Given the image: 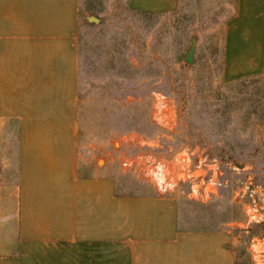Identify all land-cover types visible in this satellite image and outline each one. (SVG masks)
<instances>
[{"label":"rangeland","instance_id":"1","mask_svg":"<svg viewBox=\"0 0 264 264\" xmlns=\"http://www.w3.org/2000/svg\"><path fill=\"white\" fill-rule=\"evenodd\" d=\"M235 10L236 0H178L164 12L137 10L128 0H80L78 165L81 174L111 175L123 194L146 195L159 191L124 169L122 155L173 160L192 151L195 164L200 156L215 161L225 183L218 196L204 204L188 198L187 185L169 195L178 198L183 227L226 231L228 245L252 264V240L264 241V74L222 77L224 28ZM157 93L174 105L171 124L152 118ZM9 145V160L0 168V264H82L86 237L18 236L16 137ZM253 198L263 218L249 223L246 209ZM235 212L241 218L232 220ZM56 226L75 229L77 221ZM105 233L100 264H109ZM122 244L111 245L118 253Z\"/></svg>","mask_w":264,"mask_h":264},{"label":"crops","instance_id":"2","mask_svg":"<svg viewBox=\"0 0 264 264\" xmlns=\"http://www.w3.org/2000/svg\"><path fill=\"white\" fill-rule=\"evenodd\" d=\"M128 2L146 12L178 4ZM79 26L80 0H0V168L16 137L18 236L86 237L82 264H100L102 230L109 264H236L226 231L181 225L177 196L123 194L111 175L80 173ZM263 74L264 0H236L224 28L222 77ZM70 219L75 229L56 226Z\"/></svg>","mask_w":264,"mask_h":264},{"label":"built area","instance_id":"3","mask_svg":"<svg viewBox=\"0 0 264 264\" xmlns=\"http://www.w3.org/2000/svg\"><path fill=\"white\" fill-rule=\"evenodd\" d=\"M153 120L158 124H171L175 120V108L167 95L157 93L154 98ZM173 105V106H172ZM195 152H183L173 160L155 157L149 153L122 155L121 166L148 179L161 194H167L187 185L190 198L198 201H208L218 196L225 183L215 161L207 157L198 158L195 164ZM261 205L253 198L247 204L248 222H260L263 218ZM252 264H264V241L253 239L251 243Z\"/></svg>","mask_w":264,"mask_h":264},{"label":"trees","instance_id":"4","mask_svg":"<svg viewBox=\"0 0 264 264\" xmlns=\"http://www.w3.org/2000/svg\"><path fill=\"white\" fill-rule=\"evenodd\" d=\"M148 124L149 126L151 125L152 126V122L150 123V121H148ZM81 133H82V126H81V116H79V119H78V141H79V138L81 136ZM235 204V203H233ZM236 205H234L235 207ZM239 215H237V213L235 212L233 214V218L232 220H237L238 218H241V213H240V216L238 217ZM238 217V218H237ZM234 253H235V256H236V264H248V263H245V261H243L241 259V256L242 254H239L235 249H233Z\"/></svg>","mask_w":264,"mask_h":264},{"label":"water","instance_id":"5","mask_svg":"<svg viewBox=\"0 0 264 264\" xmlns=\"http://www.w3.org/2000/svg\"><path fill=\"white\" fill-rule=\"evenodd\" d=\"M194 49H195V43H193V44L191 45V47H190V49H189V51H188V53H187V55H186L185 60H186L187 62H191V61H192V54H193V52H194Z\"/></svg>","mask_w":264,"mask_h":264}]
</instances>
